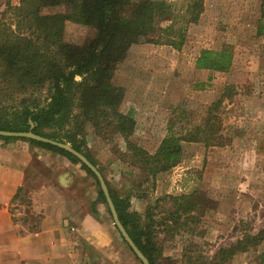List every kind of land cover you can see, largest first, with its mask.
I'll use <instances>...</instances> for the list:
<instances>
[{
    "label": "rangeland",
    "instance_id": "obj_1",
    "mask_svg": "<svg viewBox=\"0 0 264 264\" xmlns=\"http://www.w3.org/2000/svg\"><path fill=\"white\" fill-rule=\"evenodd\" d=\"M167 1L182 7V0ZM18 2L0 0V15L7 4L16 6ZM261 2L203 0V13L197 22L187 26L180 49L134 45L113 72L112 84L124 90L119 111L135 121V131L129 139L150 154L167 136L170 125L177 136L193 135L196 128L204 125L207 108L230 87L233 96L223 99L216 111L223 145L205 147L202 142L181 141L180 162L154 183L151 178L145 180V173L136 165L127 163L130 154L120 136L103 138L89 123L82 125L73 120L69 125L68 132L81 142V151L101 170L111 191L119 197H130L135 212L141 207L136 204L137 194H143L149 202L166 195L165 190L171 195L193 194L198 202L194 220L178 227L170 239L164 237L163 231L160 233L163 242H180L179 249L175 245L169 252L175 259L166 257L169 263L216 262L219 249L229 248L245 234L255 235L264 228V37L256 36ZM94 35L91 28L65 25L64 38L69 43L82 44ZM224 46L233 53L229 72L196 69L202 50H220ZM11 142L29 144L21 140L0 144ZM66 160L73 166L64 169L73 177L72 187L80 196L87 192L88 202H92L97 192L95 180L79 164ZM161 188L164 191L160 192ZM20 196L21 201L14 202L10 209L13 215L18 211L27 213L28 194L22 192ZM102 205L113 235L122 239L107 206ZM22 218L37 221L29 215ZM258 249H264V240L255 250Z\"/></svg>",
    "mask_w": 264,
    "mask_h": 264
},
{
    "label": "trees",
    "instance_id": "obj_2",
    "mask_svg": "<svg viewBox=\"0 0 264 264\" xmlns=\"http://www.w3.org/2000/svg\"><path fill=\"white\" fill-rule=\"evenodd\" d=\"M182 1L179 8L178 3L167 0H19L16 6L7 4L0 15V131L31 130L40 137L69 144L96 167L81 151V142L68 132L73 120L82 125L89 123L103 138L120 136L130 154L127 163L136 165L145 173V180L151 178L154 183L180 162L181 141L202 142L205 147L223 145L216 111L223 99L233 96L230 87L207 108L204 125L196 128L193 135L177 136L170 125L153 154L130 141L135 121L119 111L124 90L112 84L116 66L137 44L180 49L187 26L197 22L204 10L203 0ZM67 23L91 28L95 35L82 44L69 43L64 38ZM256 36L264 37V0ZM232 63L233 53L224 46L220 50H202L195 66L198 70L227 73ZM12 140L26 141L79 164L96 182L92 209L96 204L106 205L96 177L75 156L35 140L0 137L2 142ZM106 186L120 223L148 264H173L163 257L160 233L163 231L164 237L170 239L178 227L194 220L198 202L193 194H166L153 202L137 194L135 197L143 202L142 213H138L131 208L130 197L116 196L107 182ZM22 192L17 190L14 202L21 201ZM262 240L264 228L255 235L245 234L235 245L219 249L216 262L209 264H225L238 252L255 250ZM260 258L263 262L264 253Z\"/></svg>",
    "mask_w": 264,
    "mask_h": 264
},
{
    "label": "crops",
    "instance_id": "obj_3",
    "mask_svg": "<svg viewBox=\"0 0 264 264\" xmlns=\"http://www.w3.org/2000/svg\"><path fill=\"white\" fill-rule=\"evenodd\" d=\"M70 167L65 158L23 142L0 144V264H138L113 235L103 205L92 209L96 197L89 203L87 192L83 197L72 187L73 177L64 171ZM18 189L28 194L29 203L27 213L13 215ZM142 203L136 198L139 213ZM27 215L37 221L21 219ZM175 245L179 249L180 242H162L163 257H171ZM262 253L238 252L225 264H264Z\"/></svg>",
    "mask_w": 264,
    "mask_h": 264
},
{
    "label": "water",
    "instance_id": "obj_4",
    "mask_svg": "<svg viewBox=\"0 0 264 264\" xmlns=\"http://www.w3.org/2000/svg\"><path fill=\"white\" fill-rule=\"evenodd\" d=\"M0 137H10V138H24V139H30L35 140L38 142L46 143L55 147H58L60 149H63L67 151L68 153L75 156L82 164H84L96 177L100 189L104 195L106 206L108 208V211L112 217L113 225L115 226L116 230L119 232L122 240L129 246V248L132 250V252L135 254L137 259L141 262V264H148V261L146 258L140 253V251L137 249V247L134 245L128 234L126 233L125 229L123 228L122 224L120 223L118 216L116 214L115 207L113 205V202L111 200L108 188L106 186V183L104 181L103 176L98 171V169L93 166L82 154L75 151L73 148H71L70 145L65 143L56 142L53 140H49L43 137H40L36 134H33L31 130L27 132H8V131H0Z\"/></svg>",
    "mask_w": 264,
    "mask_h": 264
},
{
    "label": "built area",
    "instance_id": "obj_5",
    "mask_svg": "<svg viewBox=\"0 0 264 264\" xmlns=\"http://www.w3.org/2000/svg\"><path fill=\"white\" fill-rule=\"evenodd\" d=\"M71 230H73V229H71Z\"/></svg>",
    "mask_w": 264,
    "mask_h": 264
}]
</instances>
